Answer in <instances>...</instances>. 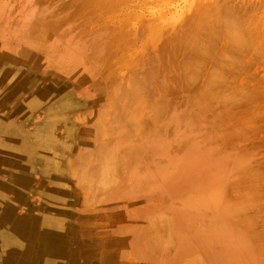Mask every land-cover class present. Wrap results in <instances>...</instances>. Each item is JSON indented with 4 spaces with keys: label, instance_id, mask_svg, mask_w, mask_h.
Segmentation results:
<instances>
[{
    "label": "bare ground",
    "instance_id": "1",
    "mask_svg": "<svg viewBox=\"0 0 264 264\" xmlns=\"http://www.w3.org/2000/svg\"><path fill=\"white\" fill-rule=\"evenodd\" d=\"M64 6L61 9L51 6L61 11V17L57 12L58 25L63 21L69 25L74 16L70 12L64 14ZM206 8L203 6L199 14L196 10L192 15L198 18L208 13L209 16H205H208L207 21L201 16L200 21H195L197 26L190 24L191 28L194 26L191 33L189 24L182 29L188 28L187 33L183 32L187 37L186 40L182 36L183 44L174 41V34L175 39L166 38L156 44L141 75H133L135 79L130 78L124 84L125 90L118 88L117 94L124 91L118 101L112 98L117 77L107 75L106 71L115 66L109 58L113 39L87 40L72 45L73 50H67L71 56L66 54L65 64L61 61L69 84L64 89L39 88L33 100L21 98L23 76L28 72L24 70L31 68L17 64L21 60L4 63L0 70V94H11L5 105L12 107L9 112L12 116L28 115V108L35 104L49 105L51 100L57 104L54 112L47 109L49 124L42 121L21 140H11L10 136L2 140L1 131L5 126L0 120V169L5 168L7 175L12 177L8 181L3 178L8 183L0 180V225L5 228L0 241V264H16V261L50 264L53 259L63 257L59 250L64 244L68 246L62 250H68L71 257L72 250L74 253L78 251L82 257L76 264H190L196 258V253L194 257L192 252L203 245H211L213 255L209 258L214 262L218 254L227 253L229 238L226 246H219L218 241L224 227L230 231V206L226 211L225 205H221L222 199L230 205V198L219 197L218 185L223 182L229 185L230 193V161L229 158L224 161L221 158V161L217 152L227 150L230 153L232 139L236 138L238 131L250 125L245 117L240 116L241 105L238 103L244 98V104H249L254 96L248 89L226 94L221 85L213 88L211 82H217L219 75L215 69L218 67L210 68L216 73V76L211 75L213 79L208 76L209 80L202 81L211 88L197 82L201 62L213 58L215 63L219 56L221 66H225L230 63L233 51L243 47V40L237 34L223 51H218V47L215 51L211 43L213 28L207 26L212 22L213 18L209 17L213 11L210 13ZM202 11L205 13L201 14ZM203 20L206 25H202ZM191 21L188 22H194ZM34 25L39 27V24ZM46 30L50 32L45 29L42 35H47ZM184 46H187V56L180 53ZM5 105L0 108L1 118V113L7 112ZM113 105L118 107L109 109ZM78 107L84 109L82 116L88 126H76L74 130L65 131L63 137L53 133L52 124L57 122L68 127L70 116L78 115ZM107 114H111L112 120L105 126L103 121ZM229 139L230 142H226ZM56 147L60 149L56 150ZM34 163L41 165L42 182L52 177L53 187L43 189L42 193L47 203L60 213L53 217L44 215V224L35 223L36 218L25 220L13 211L15 204L24 197ZM61 165L65 167L63 173L58 171ZM215 173L222 179L210 178ZM237 192L240 194V190L234 193ZM58 229L66 233L61 235ZM259 244H256L258 248ZM253 247L256 246L248 251ZM34 250H44L42 261L39 262L40 257L38 259Z\"/></svg>",
    "mask_w": 264,
    "mask_h": 264
},
{
    "label": "rangeland",
    "instance_id": "2",
    "mask_svg": "<svg viewBox=\"0 0 264 264\" xmlns=\"http://www.w3.org/2000/svg\"><path fill=\"white\" fill-rule=\"evenodd\" d=\"M87 2H90V4ZM214 2L217 3L215 4ZM85 3L89 5L87 6ZM243 3L245 4L243 5ZM52 4L60 9L62 6L67 5L64 6L65 8L63 7L64 10L62 11L64 14H69V12L74 13L72 22L69 24L71 26L68 24L65 25V21L58 25V14H60V17L62 14L61 11L51 8ZM202 4L204 8L207 6L208 8L206 9H210L209 12L213 11L212 13L210 12L211 14L209 17V19L213 18L210 20L213 23L209 21V23H206L207 26L209 25V29L212 30L213 28L214 35L211 43L214 45L215 51L218 47V51L221 52L223 47L225 45L227 46L231 38L237 34L239 35V39L243 40V47L241 46L242 48L240 47L233 51L230 63H227L225 66H221L222 62H219V56L215 58L213 54L216 61H218L215 62L217 64L212 62L213 58L201 62V70L198 69L200 74H198L199 77L197 76V82H199V85L203 83L206 87L209 86V88H211L210 84H206V82L204 83L202 81L209 80L211 75L216 76L214 72L216 70L219 76L216 78L217 80H215L217 81L215 82L216 84H214V81L213 83L211 82L213 88L214 86L215 88H219L221 85L220 88L227 90H225L226 94L237 93L238 91L241 92L248 89V91H251V95L254 96L252 97L253 102L249 104H244V98L238 103L241 105L240 116L245 117L246 121L248 120L250 122V125L246 129H241L237 132L238 135H236V138L232 139L230 143V149H228L230 153H228L227 150H220L217 152V154L220 155V159L223 158V161L229 158V180L231 181L230 193L228 192L229 185H225L224 182L222 185H218L219 197H221V199L223 197L230 198V205L225 204L226 200H221V205H225L226 211L230 206V231L227 227L223 228L219 226L220 229H223L219 235V240H221L218 241V245L226 246L229 238L230 247L229 249L227 248V253H225L226 251H221L222 254H218L217 261L220 262L219 264H264V0H43L41 3L39 0H0V70L3 69L4 63L15 60H21L20 62L18 61L17 64L29 66L31 70H24L28 72L23 76V81L25 82L22 85L23 90L21 92V98L33 100L36 98V92L39 88H51L56 90L57 87L64 89V87L69 84V80L65 78L66 75L63 72L64 67L62 68V64H65L63 60H65L68 53L69 56H71L70 51L67 52V50H73L72 45L82 44L87 40L98 41L103 38L113 39L111 46H109V58L110 62H114L115 66L113 70L107 69L106 71L107 75L111 74L112 77H117L114 80L116 90L112 93V98L118 101V98H120L124 92L121 90L122 93L117 94L119 92L118 90H120L118 88L124 89V84H126L133 75V77H139V75H141L144 63L152 56L158 42L166 38H173L175 35L176 39L174 37V41L181 45L183 44L181 42L183 39L182 36H184L183 32L185 31L184 33H187L190 27L189 33H191V30L194 28V26L191 28L190 24H195V26H197L196 24L198 23L195 21H200L198 18L201 16H203V19L206 18L205 21H207L209 14L205 13L206 9H204L205 12L202 11L201 14L204 12L205 16L208 14L207 17H205L204 14L200 15V17L198 16V18L192 15L196 10L197 14H199L203 7L200 6ZM249 7L252 8L249 9ZM76 8L78 10L75 11ZM36 12L38 14H36ZM57 12L59 13L57 14ZM236 13L238 14L236 15ZM191 15L194 18L196 17V20ZM190 16L193 18L192 21ZM186 20L191 22L194 21L195 23L185 22ZM180 21L182 24L179 23ZM183 21L185 22L184 25ZM205 21L202 25H206ZM50 22L54 24L51 25ZM225 22L227 23L225 24ZM210 23H212L213 26ZM34 24H39V27ZM46 24H50L52 27L49 26L51 27L49 28L47 25L45 28L44 25ZM187 24H189L187 30L185 29L183 31L182 29L187 27ZM44 28L51 32L50 34V32L46 30L47 35L50 37H47L46 34L42 35L45 33ZM228 33H230V40L228 38ZM188 34L185 35L188 36ZM120 35L121 37L119 39ZM116 38L118 39L116 40ZM154 38L157 40L155 41ZM190 38L191 36L188 37L189 40ZM33 39L35 43L34 41L32 42ZM185 39L187 40V37H185ZM23 45L25 46L24 48ZM231 45L232 44H230V46ZM184 47L185 48L180 51L181 56L185 54L187 49V46ZM185 56L187 55L185 54ZM71 59L73 58H68V60ZM214 64L215 67H212ZM216 67L218 68L215 69ZM210 68H214L215 70L213 69L212 72ZM219 68L222 69V71H219ZM185 71H187V69H185ZM137 73L138 75H136ZM203 88L201 87V89ZM230 89L232 91H230ZM81 90L83 91V89ZM10 95L11 94L6 93L0 94V108L3 107L5 103H9L7 100ZM56 104L57 102L54 100H51L49 105L35 104L28 108L26 112L28 115L26 116L23 114L12 116L9 113L12 107L9 104L5 105L7 112L1 113L2 118L0 117V120H3L5 126L1 131V139L3 140L5 137L10 136L11 140H21L25 133L33 132L35 127L42 121L43 124L47 121L49 124L51 120L47 118L48 113L50 111H55L54 106ZM114 106L115 105L111 108L109 107V109L113 108L114 110V108L118 107ZM47 109L49 111L48 113ZM76 110V113H78V115L76 114L77 118L75 116L76 119L71 116L69 118V129L64 124H57L56 120L54 121L56 124H52L54 125L52 132L63 137L65 136V131L74 130L76 126H88V123L85 122V118L83 117L85 114L84 109L78 107ZM56 113L57 111L55 115ZM110 115L111 114H107L105 117L106 120L103 121L105 126L109 124L107 122H111L112 120ZM56 117L57 116H55V118ZM77 119L81 120L78 121ZM103 123H100L102 127ZM18 127L21 130H16ZM226 142H230V139ZM55 149L59 150L60 148L56 147ZM234 168L238 171L241 170L238 173L236 170H233ZM40 170L41 165L39 163H34L32 165L30 172L31 180L29 179V182L24 188V197L15 204L13 211L14 213L16 212V215L22 216L25 220L28 218H36L35 223L44 224L46 220L44 215L53 217L55 215H60V213L55 211L57 208H52L44 199L42 190L51 189L54 181L52 177H50L48 180L42 182V171ZM58 171L63 173L65 171L64 165L59 166ZM239 174L242 175V178H240ZM218 175V173L212 174L210 178L221 180L222 178H217ZM3 178L6 179V181L12 179V177L7 175L5 168L0 169V180H3ZM72 179L70 183L73 182ZM73 180L76 182L75 179ZM3 181L4 183H8L5 182V180ZM238 190H240V194L239 192L235 194ZM248 194H251V197ZM246 197L250 199H246ZM20 209L22 210L20 211ZM243 212L245 215H243ZM219 215L221 214L219 213ZM66 220H68V218ZM63 224L65 225L64 222ZM233 227H235V229ZM212 229H214V227ZM226 230H228L229 233H227ZM58 231L61 235L66 233L61 232L59 229ZM4 233L5 228L0 225V241H2ZM223 233H225V235ZM63 237H65V235ZM224 237L226 238L225 240ZM67 241L71 243L69 238ZM260 242L263 244H259ZM257 243L259 244V248L258 245H256ZM53 245L57 244L54 243ZM244 245L247 246L244 247ZM67 246L64 244L63 247H61L59 251L62 252L63 257H59L60 259L56 261L53 259V262L51 261L52 264H76V262L82 260L78 251L74 253L72 250L71 257L68 250H62V248ZM252 246L256 247L248 251ZM210 247L211 245H209V247L203 245L202 248L193 251L194 253L192 252V255L194 256L196 253V260L194 259V263H191L195 264L198 261L197 264H199V260H201L202 262H200V264H218L217 261L214 262V260L209 258V256L213 255ZM34 252L36 255L38 254V259L40 257L39 262L42 261V258L45 256V254H42L44 250H34L33 253ZM225 254H227V256ZM197 257H200L199 260H197ZM15 263L24 264L23 261H16Z\"/></svg>",
    "mask_w": 264,
    "mask_h": 264
}]
</instances>
